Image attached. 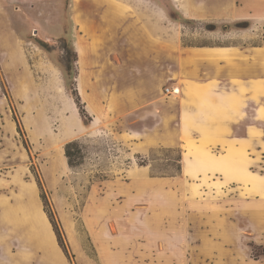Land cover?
Wrapping results in <instances>:
<instances>
[{
  "label": "rangeland",
  "instance_id": "rangeland-1",
  "mask_svg": "<svg viewBox=\"0 0 264 264\" xmlns=\"http://www.w3.org/2000/svg\"><path fill=\"white\" fill-rule=\"evenodd\" d=\"M88 3L0 0V264H264V0Z\"/></svg>",
  "mask_w": 264,
  "mask_h": 264
},
{
  "label": "crops",
  "instance_id": "crops-1",
  "mask_svg": "<svg viewBox=\"0 0 264 264\" xmlns=\"http://www.w3.org/2000/svg\"><path fill=\"white\" fill-rule=\"evenodd\" d=\"M80 4H81L82 7L84 6V9H85L84 17L82 19V24L81 23L80 24H81V27H84L85 35L88 36V37H91L92 32L90 30L92 29V27L97 28V30H98V28L102 29V24L99 25L98 23H96L94 21L92 22L91 21L92 19L90 20V18L88 17L89 16L88 9L91 7L90 3H88V0H80ZM108 14H111V13H108ZM115 19H118V20L119 19H123V21L120 20V24H122V26L123 25H127V23H128L125 17H120V16H118V14H116V16L113 17V20H111V22H110L111 23L110 24L111 27H115V26H117V24H119V22H117V20H115ZM94 36H95V34H94ZM120 36H121V38H120ZM120 36H119V41L122 42L124 45L125 44L127 45L128 41H130V37H128L126 34H120ZM135 38L141 44H143V42L147 39L146 36H145V33L143 32V27L142 26H139L138 31L135 34ZM262 55H263V53L256 52L254 54L255 59L253 61H250L249 68L246 66V63L239 62L238 64H236L235 70H237L236 68H238V69L240 68L239 71L243 74V76L247 75V69H250V73L255 72L259 67H262V63L264 61V56H262ZM194 56H196V59L198 60L197 62H195L196 68H197L196 72L198 71V66L199 65L202 67L203 63H207L208 64V63H210L209 62L210 60L213 61L216 58V54L212 55V51H210L208 49L199 50V51H197L194 54ZM191 60L192 59L190 57V59L188 61L191 62ZM140 63L141 64L139 66H141V67L145 66L147 68V71L144 73L145 77H148L150 75L153 76L154 74H156L157 71H156L155 68H156V66L160 65V64H156V62L151 61V60H148L146 62L141 61ZM128 73L129 72H127V75H130V73H131L132 77H136V75H138L140 72L137 73V72H134V71H132V72L130 71V73L129 74ZM79 75L81 76V72H80ZM75 115H78V113H75ZM92 119L95 120L96 116H92Z\"/></svg>",
  "mask_w": 264,
  "mask_h": 264
},
{
  "label": "trees",
  "instance_id": "trees-1",
  "mask_svg": "<svg viewBox=\"0 0 264 264\" xmlns=\"http://www.w3.org/2000/svg\"><path fill=\"white\" fill-rule=\"evenodd\" d=\"M75 61H76V58H75ZM72 94H73V97H74L75 104L78 106L79 115L85 121L84 118H86V111L84 110V108L79 107V105L81 103V100H80V96H79L77 90L76 89L73 90ZM17 131L20 132V128H19L18 124H17ZM63 150H64V157L66 158L67 164H68V166L70 168H73L77 164H80L79 161L83 159V154H82V151L80 150L79 142L77 140H74V141L66 143L64 145V149ZM40 192H41L40 199H41L44 207H47L48 204H47V200H46V195L41 189H40ZM49 221H50V223H51V225H52V227L54 229V233L56 235V238H57V241H58V244H59L60 248L62 249V251L65 254V256H67L66 250H65L64 246L62 245L61 234L59 232L58 227L56 226V223L53 222L50 217H49Z\"/></svg>",
  "mask_w": 264,
  "mask_h": 264
},
{
  "label": "built area",
  "instance_id": "built-area-1",
  "mask_svg": "<svg viewBox=\"0 0 264 264\" xmlns=\"http://www.w3.org/2000/svg\"><path fill=\"white\" fill-rule=\"evenodd\" d=\"M164 93L168 96V95H174V94H177L178 91L176 92L175 89L165 88V89H164Z\"/></svg>",
  "mask_w": 264,
  "mask_h": 264
},
{
  "label": "bare ground",
  "instance_id": "bare-ground-1",
  "mask_svg": "<svg viewBox=\"0 0 264 264\" xmlns=\"http://www.w3.org/2000/svg\"><path fill=\"white\" fill-rule=\"evenodd\" d=\"M79 49V48H78ZM77 51V50H76ZM84 61V60H83ZM178 90L176 89V92H177ZM179 92V91H178ZM77 110V109H76ZM63 158L65 159V157L63 156Z\"/></svg>",
  "mask_w": 264,
  "mask_h": 264
}]
</instances>
